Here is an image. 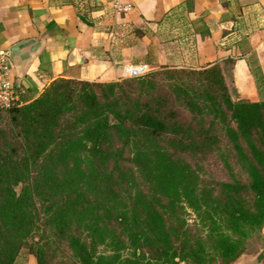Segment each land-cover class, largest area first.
<instances>
[{"label": "trees", "instance_id": "obj_1", "mask_svg": "<svg viewBox=\"0 0 264 264\" xmlns=\"http://www.w3.org/2000/svg\"><path fill=\"white\" fill-rule=\"evenodd\" d=\"M234 97L212 65L108 84L58 79L0 110V264L23 249L47 264L48 233L73 264L235 263L264 225V101ZM223 144L246 180L230 170L207 191L181 157ZM182 203L205 241L175 225Z\"/></svg>", "mask_w": 264, "mask_h": 264}, {"label": "crops", "instance_id": "obj_2", "mask_svg": "<svg viewBox=\"0 0 264 264\" xmlns=\"http://www.w3.org/2000/svg\"><path fill=\"white\" fill-rule=\"evenodd\" d=\"M24 42L36 49L26 66L9 60L20 104L58 79L116 82L140 65H218L239 99L264 101L254 77L259 71L264 82V0H0V45ZM233 264H264V225L256 249Z\"/></svg>", "mask_w": 264, "mask_h": 264}, {"label": "rangeland", "instance_id": "obj_3", "mask_svg": "<svg viewBox=\"0 0 264 264\" xmlns=\"http://www.w3.org/2000/svg\"><path fill=\"white\" fill-rule=\"evenodd\" d=\"M155 71L159 70L151 69V72ZM122 80L116 82H120ZM108 83L114 82H106L102 84ZM234 98H238V96ZM114 144L119 145L117 142ZM162 144H165V141H162ZM221 147V151L214 152L205 158H194L189 156L181 157V162L189 165L190 168L196 172L200 181L199 185L201 187H205L207 191H209V188L212 187L213 182L230 181V170L235 174L236 178L241 179L242 181L246 180V175L243 169L239 166L233 154L228 151L229 148L227 149L225 144ZM86 166L87 162L85 161L82 163V168H86ZM17 191H19V189ZM181 205L182 208H179L176 213H174L175 225H183V229L180 232L187 234L193 241H205L207 228L203 227V224L200 222V218L196 216L194 212L187 208L183 203ZM36 240H38V238H36ZM258 240L259 238L256 235L252 236L248 241V248L251 247L256 249ZM41 243H45L44 255L47 264H73L75 262L72 260V254L67 246V243L65 241L59 243V239L53 238L51 233H48ZM98 250L101 251L102 248L100 247ZM26 255L27 250L23 249L18 258L22 259Z\"/></svg>", "mask_w": 264, "mask_h": 264}, {"label": "built area", "instance_id": "obj_4", "mask_svg": "<svg viewBox=\"0 0 264 264\" xmlns=\"http://www.w3.org/2000/svg\"><path fill=\"white\" fill-rule=\"evenodd\" d=\"M125 79L142 77L151 72L147 65L128 66L124 70ZM20 105L10 77V65L6 50L0 45V110Z\"/></svg>", "mask_w": 264, "mask_h": 264}, {"label": "water", "instance_id": "obj_5", "mask_svg": "<svg viewBox=\"0 0 264 264\" xmlns=\"http://www.w3.org/2000/svg\"><path fill=\"white\" fill-rule=\"evenodd\" d=\"M27 43H18L16 45H13L8 50H6L7 57L9 60L17 62L19 61L21 64H19V67H25L30 58L34 55L36 52V49L34 47H30L28 51L25 50Z\"/></svg>", "mask_w": 264, "mask_h": 264}]
</instances>
